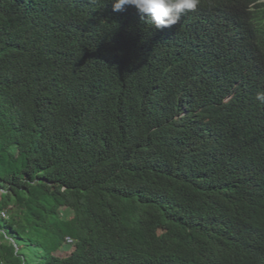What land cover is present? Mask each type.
Wrapping results in <instances>:
<instances>
[{"label": "trees", "instance_id": "1", "mask_svg": "<svg viewBox=\"0 0 264 264\" xmlns=\"http://www.w3.org/2000/svg\"><path fill=\"white\" fill-rule=\"evenodd\" d=\"M259 91L261 0H0V264H264Z\"/></svg>", "mask_w": 264, "mask_h": 264}, {"label": "clouds", "instance_id": "2", "mask_svg": "<svg viewBox=\"0 0 264 264\" xmlns=\"http://www.w3.org/2000/svg\"><path fill=\"white\" fill-rule=\"evenodd\" d=\"M201 2L202 0H111L113 11L121 12L128 6L134 7L157 30L178 24L182 16L195 11ZM256 100L264 104V91L257 92Z\"/></svg>", "mask_w": 264, "mask_h": 264}, {"label": "rangeland", "instance_id": "3", "mask_svg": "<svg viewBox=\"0 0 264 264\" xmlns=\"http://www.w3.org/2000/svg\"><path fill=\"white\" fill-rule=\"evenodd\" d=\"M60 251H62L65 254H68L71 251V247L69 245H63L61 247V250ZM63 253H60L58 255L61 256Z\"/></svg>", "mask_w": 264, "mask_h": 264}, {"label": "built area", "instance_id": "4", "mask_svg": "<svg viewBox=\"0 0 264 264\" xmlns=\"http://www.w3.org/2000/svg\"><path fill=\"white\" fill-rule=\"evenodd\" d=\"M68 241V240H67Z\"/></svg>", "mask_w": 264, "mask_h": 264}]
</instances>
